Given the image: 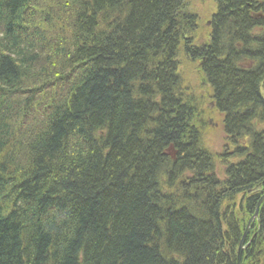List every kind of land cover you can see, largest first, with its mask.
I'll return each instance as SVG.
<instances>
[{
    "label": "trees",
    "instance_id": "1",
    "mask_svg": "<svg viewBox=\"0 0 264 264\" xmlns=\"http://www.w3.org/2000/svg\"><path fill=\"white\" fill-rule=\"evenodd\" d=\"M216 3L189 59L247 153L221 174L172 69L186 0H0V264H264V0Z\"/></svg>",
    "mask_w": 264,
    "mask_h": 264
},
{
    "label": "rangeland",
    "instance_id": "2",
    "mask_svg": "<svg viewBox=\"0 0 264 264\" xmlns=\"http://www.w3.org/2000/svg\"><path fill=\"white\" fill-rule=\"evenodd\" d=\"M186 4L194 8L198 22L200 24V29H198L197 32H200L201 39L197 41H199V43L208 41L206 35H208L209 28L212 24V19L218 10V5L216 3H211L210 0H186ZM193 46H196V44H193ZM183 56H185L184 53ZM205 60H207L205 57L199 58L195 62H192V60L189 59L187 63L188 65L183 67L181 70V77L182 81L184 78V88L186 92L192 96L194 103H196L195 107L197 110L193 123L194 125L196 123L198 126L197 132L199 133V138L196 132L195 137L197 140L200 139L201 141L199 149L202 150L201 146H203V148L210 155L214 156L215 160L213 161L216 163L215 167L219 169L218 172L221 174L222 171H225L227 166L226 163L229 165L233 163L237 164L238 160L246 157L247 153L245 154L244 151L245 156H240L241 154L238 157L233 156L232 151L238 146L233 142L236 141L237 138H234V136H232V134L227 131L225 122L227 116L216 107V103L212 95V91H214V89L208 82V78H205L204 71L201 69ZM184 88L181 87V91H183ZM261 93L264 97L262 90ZM171 149L172 151H165L173 158H176V152L173 150L172 145ZM205 158L206 157H204V159ZM234 168L237 169V165H235ZM221 178L226 180L225 175H223ZM237 199H241V194ZM256 214L257 207L253 217H255ZM239 262L240 260L238 259V263Z\"/></svg>",
    "mask_w": 264,
    "mask_h": 264
},
{
    "label": "bare ground",
    "instance_id": "3",
    "mask_svg": "<svg viewBox=\"0 0 264 264\" xmlns=\"http://www.w3.org/2000/svg\"><path fill=\"white\" fill-rule=\"evenodd\" d=\"M210 2L211 3H216V0H210ZM217 4V3H216ZM249 6H251V4H249ZM256 7H258V6H256ZM181 13H183V15L185 16V17H192L193 16V14L194 15H196V12H195V10H194V8H192V7H190V6H188L187 4L185 5V6H183L182 8H181ZM263 11H261V10H259V12L257 13V12H254L253 13V15H254V17L256 18L255 20H258V19H261V17H264V14L262 13ZM198 25H199V27H200V24H199V22H198ZM198 29H200V28H198ZM198 31V30H197ZM194 32V33H191V37L193 38V41H194V44H196V46H193V44L191 45V44H189L188 43V37H186L185 39H186V41L185 40H183L182 38H180V41H181V44L178 46V49H177V47H175L174 48V50H173V53H172V57L174 58V60L177 62L176 63V65L174 66V68H172L173 69V72H178L177 73V76H179L180 74H181V70H182V68L183 67H186L188 64V60H189V57L191 56V55H196V54H198L199 53V51H201V46L204 44V43H209L210 42V40L213 38L212 37V35H211V30H209V32H208V35H206L207 36V38H208V41H204V42H201V43H199V41H197V40H200L201 39V35H200V32ZM233 34H231L230 35V41H228V42H226L227 44L229 43L230 45H228V46H233V42H231V40H232V38H233ZM199 43V44H198ZM202 50H204V51H206V52H210V54L212 55L213 53H215V51H213L211 48H209V50H208V48L206 47H203L202 48ZM183 53H186V54H188L187 56H183ZM217 53V52H216ZM213 56V55H212ZM215 57L216 58H219L220 57V55L217 53L216 55H215ZM191 62V61H190ZM189 62V63H190ZM192 62H195V61H192ZM260 89L262 90V92L264 93V87H263V85L260 87ZM261 90H260V92H261ZM262 94V93H261ZM262 97H263V95H262ZM264 98V97H263ZM38 114L39 113H34L33 115H37L38 116ZM40 116H41V113H40ZM30 118H32V113L30 112ZM37 127V125H34V123L32 122V121H29L28 122V124H27V128H29V129H34V128H36ZM244 244V241H242L241 243H240V245H243ZM238 264H240V263H238Z\"/></svg>",
    "mask_w": 264,
    "mask_h": 264
},
{
    "label": "water",
    "instance_id": "4",
    "mask_svg": "<svg viewBox=\"0 0 264 264\" xmlns=\"http://www.w3.org/2000/svg\"><path fill=\"white\" fill-rule=\"evenodd\" d=\"M262 199H263V198H262ZM261 201H262V200H261ZM261 201H260V202H261ZM258 206H259V203H258ZM258 206H257V208H258Z\"/></svg>",
    "mask_w": 264,
    "mask_h": 264
}]
</instances>
